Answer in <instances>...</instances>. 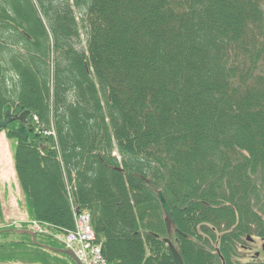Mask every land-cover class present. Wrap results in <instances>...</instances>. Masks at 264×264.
<instances>
[{
	"label": "trees",
	"instance_id": "obj_1",
	"mask_svg": "<svg viewBox=\"0 0 264 264\" xmlns=\"http://www.w3.org/2000/svg\"><path fill=\"white\" fill-rule=\"evenodd\" d=\"M7 105L44 230L0 197V264H77L52 249L73 206L109 264H234L264 237V0H0Z\"/></svg>",
	"mask_w": 264,
	"mask_h": 264
},
{
	"label": "rangeland",
	"instance_id": "obj_2",
	"mask_svg": "<svg viewBox=\"0 0 264 264\" xmlns=\"http://www.w3.org/2000/svg\"><path fill=\"white\" fill-rule=\"evenodd\" d=\"M15 149L16 140L8 137L6 132L2 131L0 133V197L2 198L3 196L5 199H3V201H7V203L13 208L12 213L18 219L20 217H26H24L23 212L21 211L22 209L18 207L17 203L19 200L22 201L23 193L14 169ZM247 242L248 243L245 242V244L251 248V252L240 247L238 250V256L234 258V264H252L250 262L252 258L251 256L255 255L257 251L261 252V259L264 258V250L262 248L264 237L255 236L253 243H250L249 241Z\"/></svg>",
	"mask_w": 264,
	"mask_h": 264
},
{
	"label": "built area",
	"instance_id": "obj_3",
	"mask_svg": "<svg viewBox=\"0 0 264 264\" xmlns=\"http://www.w3.org/2000/svg\"><path fill=\"white\" fill-rule=\"evenodd\" d=\"M15 224L21 225L18 222ZM29 227L35 232L44 230L37 221L30 222ZM59 240L72 249L83 264H109L103 255L101 243L97 241L91 214L87 210L75 213V228L61 235Z\"/></svg>",
	"mask_w": 264,
	"mask_h": 264
},
{
	"label": "water",
	"instance_id": "obj_4",
	"mask_svg": "<svg viewBox=\"0 0 264 264\" xmlns=\"http://www.w3.org/2000/svg\"><path fill=\"white\" fill-rule=\"evenodd\" d=\"M6 111H7V114H6L5 119L0 124L1 127L6 126L13 119V117L11 115V106L10 105L6 106ZM27 113L28 112H25L23 114V117H25L27 115ZM20 132L22 133V135L25 138L28 136V132H27V129H26L25 126H21L20 127ZM158 197H159L160 203H161V205L163 207V210L165 212V215L167 217L166 223H167V225H170V222H172L173 219H174L173 218V212H172L171 207L169 206V204H168V202H167L162 190L159 191ZM32 234H33V236H35L34 233H32ZM52 249H54V250H56L58 252H61V253L68 254L77 262V264H82L81 261L76 256V254L72 250L63 249V248H52ZM172 250H173V254H174V257H175L176 264H182V258L180 256L179 252L173 247V245H172Z\"/></svg>",
	"mask_w": 264,
	"mask_h": 264
},
{
	"label": "flooded vegetation",
	"instance_id": "obj_5",
	"mask_svg": "<svg viewBox=\"0 0 264 264\" xmlns=\"http://www.w3.org/2000/svg\"><path fill=\"white\" fill-rule=\"evenodd\" d=\"M245 248H247V250L251 252V250H250L251 248H250V247L245 246ZM262 248H263V250H264V243H263ZM251 257H252V258H251L250 262H251L252 264H264V258L261 259V252L257 251V252L255 253V255H253V256H251Z\"/></svg>",
	"mask_w": 264,
	"mask_h": 264
}]
</instances>
